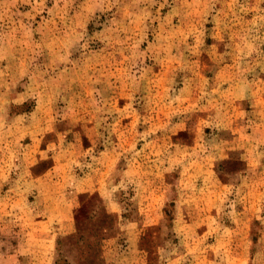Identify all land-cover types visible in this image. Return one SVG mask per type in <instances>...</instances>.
Instances as JSON below:
<instances>
[{"label": "rangeland", "instance_id": "374dc122", "mask_svg": "<svg viewBox=\"0 0 264 264\" xmlns=\"http://www.w3.org/2000/svg\"><path fill=\"white\" fill-rule=\"evenodd\" d=\"M0 264H264V0H0Z\"/></svg>", "mask_w": 264, "mask_h": 264}]
</instances>
